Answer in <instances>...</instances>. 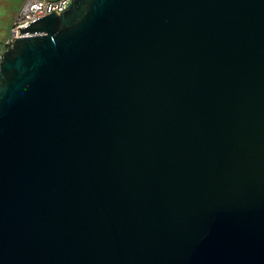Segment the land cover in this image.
I'll list each match as a JSON object with an SVG mask.
<instances>
[{"label":"water","instance_id":"obj_1","mask_svg":"<svg viewBox=\"0 0 264 264\" xmlns=\"http://www.w3.org/2000/svg\"><path fill=\"white\" fill-rule=\"evenodd\" d=\"M0 55V264H264V0H70Z\"/></svg>","mask_w":264,"mask_h":264},{"label":"built area","instance_id":"obj_2","mask_svg":"<svg viewBox=\"0 0 264 264\" xmlns=\"http://www.w3.org/2000/svg\"><path fill=\"white\" fill-rule=\"evenodd\" d=\"M70 0H24L17 11L16 17L3 39V46L6 48L12 44L19 34V28L27 25L31 20L46 15L52 11L64 10Z\"/></svg>","mask_w":264,"mask_h":264},{"label":"rangeland","instance_id":"obj_3","mask_svg":"<svg viewBox=\"0 0 264 264\" xmlns=\"http://www.w3.org/2000/svg\"><path fill=\"white\" fill-rule=\"evenodd\" d=\"M24 0H0V55L5 49L3 39L8 33Z\"/></svg>","mask_w":264,"mask_h":264}]
</instances>
